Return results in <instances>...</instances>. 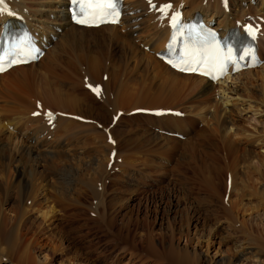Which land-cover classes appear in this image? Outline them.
<instances>
[{
  "label": "rangeland",
  "instance_id": "374dc122",
  "mask_svg": "<svg viewBox=\"0 0 264 264\" xmlns=\"http://www.w3.org/2000/svg\"><path fill=\"white\" fill-rule=\"evenodd\" d=\"M248 1L249 0H244V2H241L238 0L237 4L235 3L231 6H234L231 12L233 11L232 13L236 14L239 5L248 6ZM20 2H23L26 6L30 5L31 11L27 9V14L31 15V21H36L35 24H39V20H42L40 18H43V13L38 11L39 8L41 6L43 7L45 3V5H51V3L46 2V0H20ZM25 2H27V4ZM202 3L205 6L207 0L202 1ZM35 18H38V21ZM0 21H2V19H0ZM262 23H264V20H262ZM142 31L147 32L146 29H142ZM60 34H62V32H60ZM261 34V42L264 46L263 30ZM87 36L89 35H86V37ZM59 38L60 37H57L56 39V41H59L57 42L54 52L60 50L62 53L59 54V58L64 60V63L61 65L62 67L60 66V68H57L52 73H44V69H41L43 73L40 75L46 76L47 80L39 75L41 79L37 78L35 87H33L37 95L34 97V101L31 100L32 104L38 105L37 107L41 108H32V106L26 105L27 110H24L25 113L24 111L23 113L20 111L15 113L8 111L6 114L10 115V117L13 115L15 117V115L18 114L15 119H13L16 121L15 125L25 124L26 120L29 119L32 121L31 119H33L32 122L28 120V123L27 121V125L29 126L39 125L37 123L42 117L44 120L43 113L45 109L53 112L60 111L67 113L58 110L60 108L65 111L91 115L97 118H93L97 123L81 122L71 117V115L65 116L67 118L58 115L56 117V122L59 123L60 117L65 119H70L71 117V119L73 118L72 120L81 124L95 125L97 126V131L100 130L103 132L105 139L103 140L98 136V140L96 141L92 134L94 130H86L84 127L80 129L73 125L67 126V121L61 119L58 126L52 124L55 129L53 139H50V130V132L47 133L49 134L46 138L47 140L41 141L40 135L38 134V137L29 143L32 144L36 150L56 152V155L51 157V159L54 162L53 166L59 169L57 172L62 170L64 174V176L63 174L62 176L66 177L64 182L61 181L62 187L60 184H57L60 179L57 175L52 173L53 170H51L50 162L47 160H39L38 168L46 173L49 180L55 181L54 184L60 186L58 189L64 191L69 198L62 197L61 199L59 197L62 201L61 203H57L55 202L56 200H51L52 197H50L48 202H45L42 193H40L36 199L37 202H39L38 204H42V210L48 209L46 208L47 205L53 206L54 214L53 218H51V221L53 219V223L46 221L49 216L43 220L42 218L44 216L41 212L35 210L40 205H35L33 208L34 211H32V209L31 212L27 214L29 217L26 227L29 226L30 223L32 227H29L30 229L22 238L21 236H16L15 233L11 241L6 244L7 247L4 245L5 248L9 249V251L6 252L7 255L4 257H8L7 259L3 257L4 259L0 261V264H62L63 261V264H124L127 260L129 262L128 264H170L164 262L163 259L153 257L161 255L159 252L164 251L169 246L179 244V247H182L184 244L188 245L186 238L191 239L192 243L189 246L190 248L197 247L203 258L207 259L208 262H213L215 259L223 256V251L225 250L232 253L234 251V244L238 241L243 246L249 243L248 246L254 247L251 250H255L262 243L264 244V174L262 175V173H264V70L262 68L264 63L261 64L262 66L260 65L252 69L256 72H253V75H248L247 77H250L248 80L244 78L245 81L252 80V86L248 88L246 86H240V81L238 80L236 81L231 78L227 80L228 85L232 87L237 86V90L236 95H234L235 92L233 91H229L228 93L230 101H228V105H226V108L229 109L227 115L231 120L230 122L233 123V126L230 130L228 128L227 132L224 131L228 136L226 138L229 142L231 141L233 150L237 156L240 155V152L245 150H253L255 153H253L254 157L250 161H247V159L242 160L241 157H238L239 160L236 161L237 166H235V170L238 171L236 176L238 177L236 181L234 179L236 189H232V181L229 179L230 172L227 171L229 168L227 164L230 163V159L235 155H229L227 161H221V156L224 155V152L220 148L222 139L218 137V133L210 131L211 119L206 113L202 111V116L200 114L196 116L192 115L193 113L190 115L185 113V116H187L185 118L180 119L177 117V119L172 118L168 119V121H164L166 125L163 127L160 122V116L162 114L153 116L147 113L133 112L136 111V109L129 110L137 105L146 104V106H158V103L161 105L164 101L165 103L168 102V100L164 98L154 99L155 96H152V93H156L158 96L162 95L163 90L167 88V86L165 87L166 84L162 82V79H151L150 75H143L141 69L135 71L130 78H126L127 80L124 79L125 82L120 86L110 81V72L107 74L105 73L106 79L104 78V73H98L93 76V78H82V80L79 81L77 79L78 77H75V74L80 75L79 71H72L67 73L68 78L65 80V78L62 77L66 72L64 64L69 57L73 56V53L79 54L81 53L80 51L85 48H83L79 42L70 44L74 45L72 47L68 44L66 46L62 45L65 43L66 39ZM108 45H103V48L106 50L105 54L109 56V58L105 59L109 62L111 61V63L118 64L120 51L117 47ZM95 47L93 43L90 45L92 50L101 52L100 49ZM96 61L101 65L100 58ZM43 63L51 69L56 68L57 65L56 61L51 64L50 57L45 58ZM79 70H83L82 66ZM114 70L118 76V72L121 70L117 68V66ZM107 71L108 70H106V72ZM20 72L21 71H17V74ZM28 72L29 71H25L27 76ZM23 73L17 75L22 80L25 79ZM256 75L258 80L256 79L255 81ZM241 79L243 80V78ZM29 82L31 84V81H28L26 84L21 85L20 90L23 94L29 92L30 89L25 91ZM89 85L93 87L100 86V94L97 95ZM103 87L106 89V92ZM116 89L117 91H115ZM51 94H53V98ZM58 94L61 95L59 96L62 103H60L61 106H57L55 103L52 104V99L58 98ZM214 95L216 99H218L219 95H217V92ZM237 95L238 98H236ZM137 96H139V99H145L146 102H137ZM191 96L193 97L191 98ZM4 100L5 98L3 101ZM8 100L10 99L7 98L5 101L8 102ZM159 100L161 101L159 102ZM200 100L201 98L198 97L197 90H194L188 95L182 94L179 98L174 99V104L167 107L172 110L178 108L180 111L182 107H186L188 104L195 105L198 104V102L201 103ZM5 101V104H3L2 101H0V103L5 105L4 108L7 109V102ZM78 101L80 102L78 103ZM150 101H154L156 104L154 102L150 104ZM87 107L88 109H86ZM8 109L15 110L16 107L12 105ZM172 110H163V112L166 113L168 111L169 113L170 111L173 112ZM159 111H161V109ZM34 113L37 114L34 115ZM181 113L183 114V112ZM173 114L175 118L177 116L176 114L179 115L177 112ZM32 115L34 118H32ZM167 116H169V114ZM186 118H191V120L186 121ZM4 120L3 122H6V119ZM18 121H23V123ZM36 121L38 122L36 123ZM173 126L176 128H173ZM102 127H110L109 132H104ZM23 128L25 129L24 126L18 127V131L15 133L19 138L25 133L23 132ZM3 129L4 134H2V136L5 137V134L10 132L11 129H6L5 127H3ZM167 129L173 132L177 130V132L182 133V137H176L175 134L174 136L172 133H169ZM157 135L189 141L190 146L193 147L197 153L202 154L214 169L218 170V179L213 181L212 179L210 180L206 173H203L204 175L201 174L200 168L197 167L195 163H192V161L188 163V165L187 163L186 165H179L178 168L183 171L184 174L177 172L174 166L176 167L181 156H183V145H177L175 149L170 151L162 149L160 152L155 149L156 146L151 147L153 145L143 142L144 140H148V137L154 138ZM60 139L64 141L61 145ZM155 139L159 140V143L162 142L160 139ZM128 140H133V146L129 145L130 142H128ZM110 141H112V143ZM41 142H43L42 145L44 146L39 144ZM110 143L113 145L112 149L114 148L115 158L111 161L109 157L108 162L105 164L104 172L101 175H94L93 171L89 170L91 169L89 166L92 162V158L98 155L99 158L106 159V157H108L106 155V147ZM171 145L172 143L169 142L164 146ZM235 148L238 149V151ZM6 150L7 148L0 149L2 152L0 153V165L3 160H5V162L9 161V165L6 168L3 167V169H1L0 166V184L3 186L8 185L9 194L12 195L11 197L17 198L18 196L16 185L21 176L29 180V185L23 182L26 184L27 191L33 189L35 184H38L37 186L43 184L42 181H40L41 178H39V174H33L29 178L27 177L30 164L26 162V157V159L20 156L10 159V153L8 150L6 153ZM62 152L72 156V161L66 156H62L60 154ZM99 154H101V157ZM184 157L189 159V156H186V154ZM88 162L90 163L88 164ZM161 164H163L164 169ZM158 165L160 167H158ZM240 170L243 171V174L240 173ZM70 177L74 181L68 182V178ZM203 180L206 182H203ZM88 183L95 187L91 188L97 190L96 199H94V195L90 192L91 190L89 189ZM203 184L205 185L203 186ZM207 184H209L211 188L209 185L207 186ZM226 184L229 188H227ZM224 185L227 188L226 191H223ZM212 186L214 188H212ZM45 189H47V187ZM66 189H68L69 192ZM48 190L55 192L53 187H48ZM215 191L219 194L220 191H223V195H221L222 192L220 195L223 196L222 201H224L225 206H222L223 202L221 203L220 195ZM35 193L38 192L33 191V194ZM33 194L27 195L29 196V198L26 199L27 201L25 200V206L27 208L31 206L30 203L32 199L30 196ZM0 197L2 200L1 190ZM63 198H65V200ZM78 198L80 203H77ZM234 200L237 203V208L231 212L226 205H229L230 202ZM121 202L123 203L121 204ZM207 202L210 203L208 204ZM15 204V201L7 203L3 201L2 211L10 217L13 216L14 210L17 209ZM92 206L97 208L94 209ZM224 207L227 209H224ZM195 209L199 210L200 213L195 212ZM96 211H103L105 220L108 222L111 220V223L109 222L108 224L100 220ZM162 214H164V217H162ZM187 214L188 217H191L190 220L184 218ZM94 216L98 219L96 220ZM216 229H218V232L211 237L210 235L213 233L211 231H215ZM117 233L123 238L126 237L123 240L133 244L135 249L121 240ZM147 235H150L152 242L149 244L155 247V250L151 247L150 249L152 251L149 250V244L146 239ZM161 238H164V240ZM19 241L22 242L20 244L21 246L19 245ZM46 247H51L53 249L56 247L53 251L54 254L53 252L50 253L52 254L51 260L45 261V263L44 261L40 263L39 261L37 262V256H42L43 250L46 251ZM131 253L132 256L129 258ZM242 263L245 264V261Z\"/></svg>",
  "mask_w": 264,
  "mask_h": 264
},
{
  "label": "bare ground",
  "instance_id": "6f19581e",
  "mask_svg": "<svg viewBox=\"0 0 264 264\" xmlns=\"http://www.w3.org/2000/svg\"><path fill=\"white\" fill-rule=\"evenodd\" d=\"M68 1L69 0H46V2L51 3V5H49V4L45 5L46 4L45 3L43 7L41 6L39 8L38 11L43 13V18H40L42 20H39V24H32L31 23L32 19H31V15L27 14V6L23 2H20V0H3L4 4L3 3L0 4V19H2V21L5 20L6 17H13V16L22 17L31 26L34 25V28L32 27V29L36 33L40 29L44 30V32H42L40 34V37L38 38L39 41L42 43V45L46 46L50 43H53L51 47L47 48L44 55L39 60H37L36 62L28 63L26 65H18L15 67H11L9 70H7L3 73H0V99H2L0 101H2L3 104H5L4 101L7 100V98L10 99V100H8V102L5 101V102H7V104H6L7 109L4 108L5 105H2L0 103L2 105V106L0 105L1 106L0 107V149L2 150L3 148H7V150L10 153V159H12L13 157H18V156L23 157V158L26 157L27 158L26 162L30 164L28 171H27V175H28L27 177L29 178L33 174H39V178H41L40 181H42V183H43L41 186H37L38 184H35L34 187L32 186L33 189H30L27 191L26 190L27 189L26 184L29 185V183H28L29 180L25 179L24 176H21L19 178V175H18L19 180H18V183L16 185L17 195H18L17 198L11 197L12 195L9 194L10 192L8 189V185L3 186L0 184V190H1V196H2V200L0 197V261H2V259H4V258L7 259L8 256L7 257H4V256L7 255L6 252L9 251V249L5 248V246H6V244H8L11 241L13 236H15V233H16V236L18 235V236H21V238H22L25 236L27 231L30 229L29 227H32L31 223L29 224V226H27L28 228L26 227V224L28 222V217H29L27 214L29 212H31V210L35 207V205H37L39 203V202H37L36 198L38 195H40V193H42L45 202H48L50 197H52L51 200H56L55 202H57V203H61L62 200H60V198L62 199V197H68L69 198V196L66 195L64 193V191H61L60 189H58L60 186L62 187L61 181L64 182L66 177H63L64 174H63L62 170L57 172V170H59V169L55 168L53 166L54 162L52 161L51 157L56 155V152L39 151V150H36L32 144H29V143H31L32 140H35L38 137L39 133H43V132L47 131L50 124H54V125L58 126L60 124L61 119H63V121H67V126L73 125L75 127H79L80 129H82L84 127L86 130H94V132L92 134H93V137L96 139V141L98 140V136H99V138H102L103 140L105 139L103 132L100 130L97 131V126L91 125V124H81L77 121L72 120L74 118V116H77V117H79V119L78 118H74V119H77L81 122L97 123L96 120H93V118L94 119H97V118H95L91 115H85V114H80L77 112L65 111V110L60 109V108L58 110H62V111L67 112V113H63L60 111H56V113H55L51 110L48 111V109L44 108L45 109V112L43 113L44 120L42 117L39 120V122L36 121V123L38 122L37 124H39V125H36V126L27 125V121L29 120L28 119L29 116H28V118H26L28 120H26V122L24 121L25 124H21V125L18 124V125H20V126H18V125H15L16 121L13 120V119H15V117L18 114H16L15 117H14V115L12 117H10V115L6 114L8 111L14 112V113L20 111L23 113V111L26 109V105H30V106H32V108L38 106V105L36 106L35 104H32L31 100H33L34 97L37 95V93L35 92V88H33V87H35V83H36L35 81L37 80V78L41 79V77H44L47 80L46 76L40 75L43 73V71L41 69H44V73L45 72L46 73H52L57 68H60V66L64 63V60H61L59 58V54L61 53L60 50H57L54 52V49L57 45V42L59 41L58 40L56 42L55 41L53 42L52 37H54V36L60 37L59 39H61V38L66 39L65 43H63L62 45L66 46L67 44L70 45L72 43L79 42L83 46V48H85L82 50L80 49L81 53H79V54L73 53L72 57H69V59L67 58L68 60L64 64L65 65L64 67H66V70L65 69L64 70L66 72L64 73L65 75L62 76L65 78V80L68 78L67 73H70L72 71H74V72L79 71L80 75L74 73L75 77H78L77 79L79 81H81L82 78H87V79L93 78V76H95L98 73H100V74L104 73V78H105V73L107 74L108 72H110L111 73V76L109 78L110 81L113 82L114 84H117L118 86H120L125 82L124 79L130 78L131 75L135 71L141 69L143 72V75H148V76L150 75L151 79H158V78L162 79V82H164L166 84L165 87L167 86V88L165 90H163L162 95L158 96V94L152 93V96L153 95L155 96L154 99H163L164 98V99L168 100V102L167 101H166L167 103H165V101L163 103L161 102L162 103L161 105H159V103H158V106L157 105H153V106L147 105L146 106V104L145 105H137L135 107H132L129 110H135L136 109V111H139V110L142 111L145 109L146 110L147 109H152V110H155V109L160 110L161 109L162 112L161 111L160 112L162 115L160 116V122H161V125H163V127H164V125H166V123L164 121H166V120L168 121V119H172V118L177 119V117L180 119L185 118V117H187V116H185L186 115L185 113H188V115L193 113L192 115H196V116L198 114L201 115L202 111L204 113H206L209 116V118L211 119V123H210V126H211L210 129L211 130L210 129L209 130L212 132L218 133V137H220L222 139V145L220 148L224 152L223 153L224 155L221 156V158H222L221 161H227L229 155H232V154L235 155L232 157V159H230L231 160L230 163L227 162V163H229V164H227V167H229L227 169V171L230 172V176H229L230 178L229 179L232 181V183H231L232 189H236L235 181L238 177V176H236L238 171L235 170L236 169L235 166H237L236 161L239 160L240 157L242 158V160L247 159V161L248 160L250 161V160H252V158L254 157V154H255L253 152V150H245V151L240 152V155L237 156L235 154V151L233 150L231 141L229 142L226 138L228 136L226 135V133L224 131L227 132L228 128L230 130V128H232V126H233V123L230 122L231 120H230L229 116L227 115V113H228L227 111L229 109L226 108V105H228L227 102L230 101L229 100L230 97H229L228 93H229V91H233V92H235L234 95H236V90H237V86L232 87L231 85H228L227 80H229V78L213 82V81H210L206 78L195 76L193 74H182V73L174 71L169 66H167L163 61L156 58L155 52L158 49L164 47L165 42L168 38L170 29L167 27L166 19L161 20L159 18L158 14L155 12V9L152 12H149L148 0H126L127 3L125 4V7H124V15H123L122 21L119 25L106 24V25H100L98 27L78 26L76 24L71 23L70 18H69V13L67 11ZM152 1H156V3H157L155 8L157 6L164 4V3H169V4L171 3L173 6L180 8L183 11L184 16L185 15L191 16L192 12L194 10L203 11L205 13V16L207 17L208 21H210V20L214 21V25L220 27L224 31H227L231 27H235V26L243 23L246 16L256 17L255 18V19H257L256 21H258V19L264 20V0H250L251 3L248 6H242V5L240 6L239 5V9L236 10V8H235V10L238 11L236 14H233L231 12V6L235 3L237 4L238 0H207V4H205V6L202 3V1H205V0H152ZM239 1L244 2V0H239ZM252 1H253V3H252ZM252 12H253V14H251ZM36 17H38V16H36ZM35 19L37 20L38 18H35ZM35 23H36V21H35ZM260 23L262 24L261 31L262 30L264 31V23H262V22H260ZM119 26H121L122 28ZM142 29H146L147 32L149 31V33H148L149 38L147 40H145L144 42H141V40H140L141 38H143L146 35V32H143ZM60 32H62V34H60ZM139 32H140V35L138 34ZM86 35H89L90 37L87 36L88 37L87 38ZM260 35H261V32H260ZM92 43L98 49H100L101 52H97V51L92 50L90 48V45ZM106 44L107 45L109 44L110 46L117 47V49L120 51V58L118 60L119 61L118 64L111 63V61L109 62L108 60L105 59V58H109V56H107V54H105L106 50L103 48V45H106ZM146 45H148V47H149L148 51L144 50V48H143V46H146ZM70 46L72 47L74 45H70ZM47 57H50L51 64L54 61H56V63H57L56 68L51 69L49 66L44 65L43 61ZM97 57L101 59V65H99L97 63V61H96L98 59ZM81 66L83 68L82 71L79 70L81 68ZM116 66H117V68H119L121 70L118 72V76H117L116 71L114 70V68ZM262 68L264 70V65ZM22 70L24 71V73ZM67 70H69V71H67ZM106 70H108V71L106 72ZM17 71H21L24 74V76H25L24 80L20 79L17 76V75L22 74L21 72L19 74H17ZM25 71H29L28 76L26 75ZM253 72H256V71L252 70V69L245 70V71H242V72L234 75L233 77H231V79L236 80V81L237 80L240 81V86H246L248 88L249 86H252V80L247 81L250 78V77L248 78L247 76L253 75L254 74ZM4 78H5V80H4ZM241 78H243V80ZM244 78H247V80L245 81ZM256 79H257V75H256L254 80L256 81ZM28 81H31V84L29 82V84H28L29 88L26 87L25 91H28L29 89L30 90H29V92H26L25 94H23L22 91L20 90L21 85L26 84ZM111 82H109V83H111ZM101 87H102V85H101ZM104 87H103V89L105 91L106 89ZM238 87H239V85H238ZM194 90H197L198 97L201 98V100H200L201 103L198 102L199 105L198 104H195V105H189L188 104V105H186V107L185 106L182 107L180 111L183 112V114L179 111L178 108L172 110L171 108L167 107V106H172L174 104L173 103L174 99L179 98L182 94L188 95L191 92H193ZM54 91H55V89H54ZM107 91H108V89H107ZM115 91H117V89ZM216 92H217V95H219L218 99H216V96L214 95ZM119 93H120V91H119ZM53 94H51V97ZM59 96H61V95L58 94V98L52 99V101H53L52 104L55 103L57 106H61L62 103H61V99L59 98ZM127 96H128V94H127ZM192 97L193 96H191V98ZM4 98H5V100L3 101ZM236 98H238V95L236 96ZM195 99H197V98H195ZM219 99H220V101H219ZM136 100H137V102H146L145 99H139V96H137ZM147 100H148V98H147ZM74 101H75V99H74ZM160 101L161 100H159V102ZM69 102H70V100H69ZM79 102L80 101H78V103ZM153 102H151L150 104H153ZM34 103H36V102H34ZM7 105H9V106H7ZM12 105H14L16 107L15 110L8 109ZM37 108L40 109L41 107H37ZM34 109H36V108H34ZM86 109H88V107ZM115 110H117V109H115ZM163 110H172L173 112L170 111L168 113V111H167L166 113H164ZM49 112L55 114L53 119L49 118V116H48ZM174 112L179 113V115L178 114H176L177 116L175 115L176 118L173 116ZM24 113H25V111H24ZM86 114H87V112H86ZM166 114L167 115L169 114V116H167ZM58 115H61L63 117L71 115V117H73V118L71 119V117H70V119H65L67 117H65V118L60 117L59 123H58V122H56V117ZM115 117H117V116H115ZM32 118H34V116ZM4 119H6V122H3V121H5ZM30 119H31V116H30ZM36 119H37V117H36ZM31 120L33 121V119H31ZM187 120L189 121V120H191V118H188V119L186 118V121ZM29 121H28V123H29ZM32 121H30V122H32ZM18 122H21V121H18ZM21 123H23V121ZM22 126L25 127V129L23 128V130H24L23 132H25V133L22 135L21 138H19L17 136V134H15V133H17V131H18V127H22ZM3 127H5L6 129L7 128L11 129L10 132H7L8 135L5 134L6 135L5 137L2 136V134H4ZM102 130L104 132H109L110 127H102ZM48 132H50V130ZM174 132H177V131H174ZM48 135L49 134H47V133L44 135L45 136L44 140H47L46 138ZM153 135H156V134H153ZM155 138L160 139L162 142L159 143V140H156ZM223 139H224V141H223ZM99 140H101V139H99ZM132 141L128 140V142H130V144H129L130 146H133ZM110 142L112 143V141H110ZM143 142L150 144V145H153L151 147L156 146L155 149L159 150L160 152L162 149L163 150L167 149L168 151H170V150L175 149V147L177 145L178 146L183 145V150H182L183 156H181V159L178 161L176 167L174 166V169L177 172L184 174V172L178 168L179 165H186V163L188 165V163H190L192 161V163H195V165L200 168V170L202 172V173L200 172L201 174L206 173L207 176L210 178V180L212 179L213 181L218 179V173H219L218 170L214 169L207 162V160L204 158V156L202 154L197 153L196 150L190 146V143H189V141L187 142V140H179V139L170 138L167 136L157 135L154 138L148 137V140H144ZM169 142L172 143L171 146H164L165 144H167ZM261 142H263V141H261ZM111 143L109 145H107V147H106V155L108 156V157H106V159L99 158L98 155H96L95 157L93 156L91 163L88 162V164L90 163V166L89 165L88 166L91 169H89L88 167L87 168L89 170H92L94 175H101L104 172L105 164L109 160L110 152L114 149V148L112 149L113 145ZM44 144H45V141H44ZM7 150H6V153H7ZM236 150L238 151V149H236ZM0 153H2V152L0 151ZM144 153H146V152H144ZM60 154L62 156H66L70 160L72 158V156H70L69 154L67 155L64 152H62ZM185 154H186V156H189V159L184 157ZM100 155L101 154H99V156ZM203 159H205V160H203ZM39 160H41V161L47 160L48 162H50L49 164L51 165V170H53L52 173L57 175L58 178L60 179V181H58L59 183H57V184H60V186L59 185L56 186L54 184L55 181L53 182V181L49 180L46 173L43 170H39V168H38ZM221 161H218V162H221ZM8 165H9V161L5 162V160H3L2 164L0 166H1V169H3V167L6 168ZM161 166L163 168V164H161ZM158 167H160V166L158 165ZM88 172H90V171H88ZM242 172L243 171L240 170L241 174H243ZM62 174H63V176H62ZM263 174L264 173H262V175ZM224 175H226V174H224ZM71 177L68 178V182L74 181ZM227 177H228V174H227ZM74 179H75V177H74ZM234 179H235V181H234ZM207 180L209 181V179H207ZM199 181H200V177H199ZM23 182H25L26 184H24ZM203 182H206V181L203 180ZM209 182H211V181H209ZM205 184H203V186ZM88 185H89V189L91 190L90 192H92V195H94V199H96L95 196L97 195L96 194L97 190L93 189L95 187H93L90 183H88ZM208 185L209 184H207V186ZM226 186H227V188H229L227 184H226ZM226 186L224 187L223 191L227 190ZM44 187L45 188L47 187V189H45ZM48 187H53L55 189L54 190L55 192H51L50 190H48ZM71 187H72V185H71ZM91 187H93V188H91ZM200 187H201V185H200ZM209 187L211 188L210 185H209ZM212 188H214V187L212 186ZM68 189H66V190L69 192ZM237 190H238V188H237ZM33 191H37L38 193H35L37 195L33 194ZM223 191H220V194L222 192L221 195H223ZM215 192H217V191H215ZM215 192H213V193H215ZM30 193L33 194L32 196H30V198L32 199V202L30 203V205H31L30 208H27L25 206L26 201H27L26 199L29 198V196H27V195L28 194L31 195ZM221 195H220L221 203L223 202L222 206L223 205L225 206L224 201H222L223 196H221ZM63 199L65 200V198H63ZM3 201H4V203L11 202V201L16 202L15 207H17V209L14 210L13 216L10 217V216L6 215L5 212L2 211ZM177 201H178V199H177ZM177 201H176V203H177ZM77 203H80L79 198H78ZM122 203L123 202H121V204ZM38 205H40V204H38ZM41 205L35 210L41 212V214L44 216L42 218L43 220H44V218L46 219L49 216L47 218L48 220L46 219V221H49V223H53V219L51 221V218H53V214H54L53 206L47 205L46 208H48V209L42 210ZM77 206H79V205H77ZM226 206L228 207V210H230L232 212V211H234V209L237 208V203L234 200V201H231L230 204L226 205ZM92 208L96 209L97 207L92 206ZM224 209H227V208L224 207ZM32 211H34V209ZM194 211L200 213V211L197 209H195ZM96 214L99 215L100 220H102L103 222L108 223V224H109V222L111 223V220H109V222L105 220V215L103 214V211H100V212L96 211ZM162 217H164V214H162ZM94 218L96 220L98 219L96 216H94ZM184 218L186 220L191 219V217H188V214H187V216L185 215ZM54 221H55V219H54ZM32 223H33V221H32ZM211 232H213V233H211L210 236L213 237L215 235V233L218 232V229H216L215 231H211ZM117 235L121 238V240L126 238V237H124V238L121 237L118 233H117ZM146 239H147L148 244L150 242H152L150 235H147ZM161 239L164 240V238H161ZM123 241L125 243H128L133 249H135L133 244L127 242L126 240H123ZM161 242H162V240H161ZM186 242L188 243V245L184 244V246H182V247L181 246L179 247V244L178 245L176 244L175 246H169L164 251L159 252V253H161V255H159L158 257H153V258L163 259L164 262H167L170 264H243L242 263L243 261H245V264H264V244L263 243L260 244L258 246V248H256L255 250H251L254 247H250V245L248 246L249 243L246 246H243L238 241L234 244V251L231 250V251H233L232 253H230V252H228V250L224 249L225 251H223L224 252L223 256L219 257L218 259H215L213 262L212 261L208 262L207 259L203 258L201 252L197 249V247H194V248L189 247L192 243L191 239L186 238ZM21 243L22 242L19 241V245ZM197 243H201V242H197ZM19 245H18V247H19ZM150 247L155 250V247H153L149 244V250H151ZM54 249L51 247H46V251L43 250L44 251L43 255L37 256L38 257V259L36 258L37 262L39 261V263H40V262L44 261V263H45V261H50L51 256H52V254H50V253L53 252ZM219 250H221V249H219ZM41 252H42V250H41ZM53 254H54V252H53ZM131 256H132V253L130 254L129 258ZM63 263H64V261L62 262V264ZM128 263H129L128 260H127V262H124V264H128ZM10 264H13V263H10Z\"/></svg>",
  "mask_w": 264,
  "mask_h": 264
},
{
  "label": "snow or ice",
  "instance_id": "6c2138e0",
  "mask_svg": "<svg viewBox=\"0 0 264 264\" xmlns=\"http://www.w3.org/2000/svg\"><path fill=\"white\" fill-rule=\"evenodd\" d=\"M3 3V0H0V4ZM149 3H152V0H149ZM72 4L74 5V18L75 17H84L88 14L91 15L93 19L103 16L107 17L110 15L116 16L118 15L117 8L119 6V0H72ZM155 7V5H153ZM171 8L170 4L164 5L160 11L162 14H166L165 10ZM77 23H88L89 21L86 19H77ZM101 23L105 22L103 19L100 21ZM113 22H118L114 20ZM179 23L178 20H174L173 27L175 28ZM208 36L210 40H205L204 43L212 44L216 41V36L214 33H209ZM175 39V36L173 37ZM38 51V50H36ZM32 52L31 47L28 48L26 56H30ZM241 52L243 50L241 49ZM7 55L12 56L13 60L16 59L17 56H20V52L16 50L15 47L10 49ZM180 55V62H182L185 66L181 67V71H200L201 69L205 68L206 65L211 63L210 70H205L203 74L205 75H212L213 71L218 69L220 76H223L228 68L229 64L235 65L239 60L245 59V54H240L237 56L233 55V47L232 45L228 44L227 41H224L217 50H214L211 55L204 50L203 45L201 49L189 52L187 54H179ZM250 55V53H248ZM26 62V61H25ZM12 63V60L9 61V64ZM169 63H172L170 60ZM195 65V66H194ZM176 65L173 64V67ZM3 68H0V71H3ZM213 79H217L218 77L212 76ZM93 91L96 92L97 95L100 94V86H91ZM37 113H34L36 115ZM49 118H54L55 114L49 112Z\"/></svg>",
  "mask_w": 264,
  "mask_h": 264
}]
</instances>
